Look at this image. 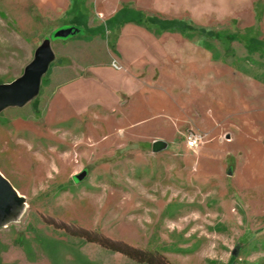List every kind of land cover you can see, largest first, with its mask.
Here are the masks:
<instances>
[{"label":"rangeland","instance_id":"obj_1","mask_svg":"<svg viewBox=\"0 0 264 264\" xmlns=\"http://www.w3.org/2000/svg\"><path fill=\"white\" fill-rule=\"evenodd\" d=\"M143 2L215 36L194 34L188 49L182 40L178 75L104 111L88 104L110 97L107 84L62 92L93 67L124 69L105 36L72 39L78 26L54 37L69 28L58 27L60 3L0 0V83L22 74L43 40L54 54L36 109L31 99L0 111V174L25 201L0 227V264H142L77 236L84 230L172 264H264V51L247 47L264 42V0ZM92 15L95 26L102 18Z\"/></svg>","mask_w":264,"mask_h":264},{"label":"crops","instance_id":"obj_2","mask_svg":"<svg viewBox=\"0 0 264 264\" xmlns=\"http://www.w3.org/2000/svg\"><path fill=\"white\" fill-rule=\"evenodd\" d=\"M50 1L52 3H60L62 6L61 24L58 27L62 25H65L67 27L74 25L79 26L83 29L84 33L78 37H73L72 39H80L85 42L92 41L96 36L100 38L105 36V39H107V44L110 43L111 45L110 50L124 67V69L120 71L113 70L108 65L103 66V68L93 67L91 71L93 77L90 80H86V82H82L79 84L70 85L63 90L62 94L64 93L67 98H70L75 97L73 92L76 88H82L87 85L95 90V88H97L98 86L107 84V86L110 87L111 94L110 97H108L109 100H107L108 98L106 97L99 101H93L88 104H93L95 109L97 110L103 109L104 111H108L109 109H111V111H113L118 105L120 106V108L127 109L128 107H130V99L133 98V96L137 92L146 93V88H148V90L161 89L160 84L163 77L164 79L168 80L171 78L173 79L175 75L179 74V72H177V68H175L176 65H179V61H175L176 59L174 55L177 53L179 54V57H181L183 49L181 43L182 40H184L185 42L184 49L190 48L189 46H192L193 44L189 39L178 32H161L159 34H155L153 30H149L144 26L137 25L133 22L125 23L118 29H106L102 33H96L90 40L84 39L88 36L89 29H97L100 26L104 25L105 21L113 17L114 14L123 7L139 11L144 15L158 16L154 12H149L150 10L148 6L144 4V0ZM92 14H95L98 18H102L101 22L95 26H90V20L93 16ZM160 18L172 19L178 17ZM170 33H176L179 35V37H164ZM108 39L111 41H109ZM200 48H202L201 56L203 58V55L209 54L210 51L208 48L202 45ZM160 56H163V58L165 57L164 65H161V62L159 61ZM193 58L194 60L197 59L196 56H194ZM211 58H213V55L209 54V57L206 58V62L208 60H211ZM194 67H196V63L192 68ZM68 92H70V94H68ZM77 94L81 98V101L83 97L87 95L84 92L82 94L84 96L79 95V93ZM124 102L128 103L124 105ZM136 123H143V120H138ZM155 138L158 139L159 137L156 136Z\"/></svg>","mask_w":264,"mask_h":264},{"label":"trees","instance_id":"obj_3","mask_svg":"<svg viewBox=\"0 0 264 264\" xmlns=\"http://www.w3.org/2000/svg\"><path fill=\"white\" fill-rule=\"evenodd\" d=\"M128 22H133L137 25L144 26L149 30H153L155 34H159L161 32H178L186 38H191V36H194V34L204 35L206 37L215 36L211 30L205 29L204 27L196 26L188 19H183V18L165 19V18H160L158 16H152V15L148 16L142 14L139 11L123 7L119 11H117L113 17L105 21L104 25L100 26L97 29H89V34L84 39L90 40L92 36L95 35L96 33H102L106 29H118L123 24ZM74 27H78V26L74 25V26H70L69 28L74 29ZM225 37L229 40L234 38L232 35H225ZM257 46H259L264 51V42H259V41L257 42L256 38H251V43L247 47L248 49L254 51L257 50L258 48ZM51 64L49 65L48 69L50 68ZM41 82H43L42 78H41ZM32 104L33 107L36 109L38 105L37 100L33 99ZM77 236H80L81 238H83V240H86L88 242L97 243L101 247H104L110 251L119 252L124 256H126L127 258L131 259L132 261L138 263L172 264L160 252L140 249L138 247L131 246L119 240L109 239L108 237L102 234L93 233L92 231L84 230L83 233L77 234Z\"/></svg>","mask_w":264,"mask_h":264},{"label":"water","instance_id":"obj_4","mask_svg":"<svg viewBox=\"0 0 264 264\" xmlns=\"http://www.w3.org/2000/svg\"><path fill=\"white\" fill-rule=\"evenodd\" d=\"M71 28L60 29L54 37L65 38L74 35ZM54 60L49 40H43L34 50L32 59L23 68L22 74L8 83H0V111L6 107H21L33 99L40 87L41 78L47 72L49 65ZM163 147V142L154 141L152 149L158 151ZM83 173L77 176L81 177ZM24 206V198L19 196L12 185L0 174V227H5L13 221L17 213ZM234 256V254L232 255Z\"/></svg>","mask_w":264,"mask_h":264},{"label":"built area","instance_id":"obj_5","mask_svg":"<svg viewBox=\"0 0 264 264\" xmlns=\"http://www.w3.org/2000/svg\"><path fill=\"white\" fill-rule=\"evenodd\" d=\"M198 140H199V136L197 134H189L187 137H186V145L189 147V148H194L197 146L198 144Z\"/></svg>","mask_w":264,"mask_h":264},{"label":"bare ground","instance_id":"obj_6","mask_svg":"<svg viewBox=\"0 0 264 264\" xmlns=\"http://www.w3.org/2000/svg\"><path fill=\"white\" fill-rule=\"evenodd\" d=\"M22 209H23V208H22ZM21 211H22V210H21ZM21 211L15 215L14 220L17 219V217L19 216V214L21 213ZM14 220H13V221H14Z\"/></svg>","mask_w":264,"mask_h":264}]
</instances>
